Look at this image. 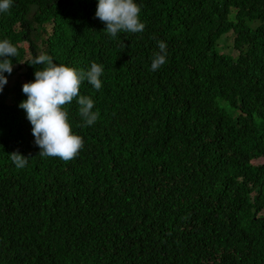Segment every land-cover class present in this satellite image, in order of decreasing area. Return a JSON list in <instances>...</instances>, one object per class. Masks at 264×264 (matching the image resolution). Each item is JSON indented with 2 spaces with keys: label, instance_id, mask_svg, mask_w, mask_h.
I'll return each instance as SVG.
<instances>
[{
  "label": "trees",
  "instance_id": "16d2710c",
  "mask_svg": "<svg viewBox=\"0 0 264 264\" xmlns=\"http://www.w3.org/2000/svg\"><path fill=\"white\" fill-rule=\"evenodd\" d=\"M135 2L144 31L116 39L98 0L0 12L18 49L0 93V264H264V0ZM230 32L237 58L219 49ZM157 40L167 62L152 71ZM40 54L104 67L99 91L81 84L97 122L65 106L84 140L68 162L37 155L19 107Z\"/></svg>",
  "mask_w": 264,
  "mask_h": 264
},
{
  "label": "clouds",
  "instance_id": "9594fccd",
  "mask_svg": "<svg viewBox=\"0 0 264 264\" xmlns=\"http://www.w3.org/2000/svg\"><path fill=\"white\" fill-rule=\"evenodd\" d=\"M14 0H0V12H7ZM141 7L135 0H98L95 18L105 25L104 31L113 39L120 33H141L145 24L140 20ZM153 39H156L153 37ZM157 51L151 62V70H159L167 62V44L157 40ZM18 49L8 39L0 40V93L8 83L5 73L13 72L12 57ZM30 65H43L35 71L34 81L23 85L27 99L19 104L32 125L34 144L39 147L40 157L59 158L65 162L79 155L84 147L81 136L74 134L68 119L66 105L77 103L78 112L85 127L94 125L100 117L99 110L93 111L95 101L81 94V84L87 81L97 91L102 88L104 74L102 64L92 62L85 70L55 63L48 54L36 56ZM17 169L28 165L30 157L17 151L8 154Z\"/></svg>",
  "mask_w": 264,
  "mask_h": 264
},
{
  "label": "rangeland",
  "instance_id": "374dc122",
  "mask_svg": "<svg viewBox=\"0 0 264 264\" xmlns=\"http://www.w3.org/2000/svg\"><path fill=\"white\" fill-rule=\"evenodd\" d=\"M233 41H234V33L230 32L224 35L220 41H219V49L220 52L224 55H230V57L237 58L238 52L235 51L233 47ZM26 46V45H25ZM27 47V46H26ZM20 77V73H18L12 80H11V86H13L17 80Z\"/></svg>",
  "mask_w": 264,
  "mask_h": 264
}]
</instances>
